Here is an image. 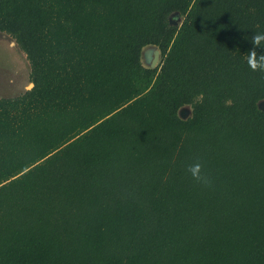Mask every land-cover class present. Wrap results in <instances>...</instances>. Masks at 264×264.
<instances>
[{"label": "trees", "instance_id": "obj_1", "mask_svg": "<svg viewBox=\"0 0 264 264\" xmlns=\"http://www.w3.org/2000/svg\"><path fill=\"white\" fill-rule=\"evenodd\" d=\"M262 31L264 0H0L32 83L0 97V264H264Z\"/></svg>", "mask_w": 264, "mask_h": 264}, {"label": "rangeland", "instance_id": "obj_2", "mask_svg": "<svg viewBox=\"0 0 264 264\" xmlns=\"http://www.w3.org/2000/svg\"><path fill=\"white\" fill-rule=\"evenodd\" d=\"M182 18L183 17L179 16L177 13H173L170 16V21L172 24L179 25ZM148 50H151L150 54L152 57V52L158 49L153 45L145 46L142 49L140 59L144 67H151V64L147 63L144 57L145 51ZM158 62L159 57L155 65ZM29 69V64L24 53L16 46L15 42L9 35L0 32V96H16L23 93L25 90L30 89L31 82L29 80ZM15 86L17 87L16 91L3 93L12 90ZM259 104L263 107L264 101H261ZM190 112L191 107L189 105H183L178 110V114L182 118L189 116Z\"/></svg>", "mask_w": 264, "mask_h": 264}, {"label": "clouds", "instance_id": "obj_3", "mask_svg": "<svg viewBox=\"0 0 264 264\" xmlns=\"http://www.w3.org/2000/svg\"><path fill=\"white\" fill-rule=\"evenodd\" d=\"M251 44L252 48L249 49L246 55L247 66L252 72L264 73V51L257 52L258 48L264 50V31L253 32ZM186 171L197 184L202 187L211 186V179L204 173L203 164L199 159L195 163L188 165Z\"/></svg>", "mask_w": 264, "mask_h": 264}, {"label": "water", "instance_id": "obj_4", "mask_svg": "<svg viewBox=\"0 0 264 264\" xmlns=\"http://www.w3.org/2000/svg\"><path fill=\"white\" fill-rule=\"evenodd\" d=\"M158 51L159 50H154L152 52V54H153L152 57H151V54H150L151 50L145 51V53H144L145 61L147 63H150L152 68L155 66V63H156V61H157V59L159 57V52ZM31 86H32V83H31ZM260 107H262V106H260Z\"/></svg>", "mask_w": 264, "mask_h": 264}, {"label": "crops", "instance_id": "obj_5", "mask_svg": "<svg viewBox=\"0 0 264 264\" xmlns=\"http://www.w3.org/2000/svg\"><path fill=\"white\" fill-rule=\"evenodd\" d=\"M29 68H30V67H29ZM29 72H30V69H29ZM16 86H17V85H16ZM16 86H15V88H13L12 90H9V91L3 92V93H7V92H10V91H11V92L16 91V88H17ZM30 86H31V85H30ZM11 96H13V95H10L9 97H11ZM0 97H2V96H0Z\"/></svg>", "mask_w": 264, "mask_h": 264}]
</instances>
